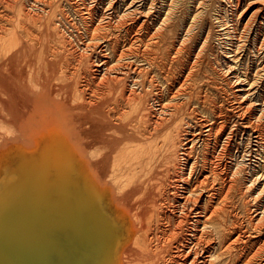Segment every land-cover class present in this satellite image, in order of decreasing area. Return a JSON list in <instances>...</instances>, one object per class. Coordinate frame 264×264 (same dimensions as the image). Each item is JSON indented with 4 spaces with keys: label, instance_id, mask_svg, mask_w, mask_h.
<instances>
[{
    "label": "bare ground",
    "instance_id": "bare-ground-1",
    "mask_svg": "<svg viewBox=\"0 0 264 264\" xmlns=\"http://www.w3.org/2000/svg\"><path fill=\"white\" fill-rule=\"evenodd\" d=\"M6 1L23 8L17 22L39 26L42 42L14 38L0 48L10 53L0 54V129L38 155L18 180L0 184V264H264V0L244 11L243 0H222L217 27L205 21L211 0H160L157 35L121 52L111 33L141 23L149 30L148 14L115 27L103 14L96 23L86 0ZM200 27L207 36L194 63L219 28L218 53H209L232 91L228 112L213 117L198 108L194 116L189 108L181 126L163 134L176 100L156 59L160 33L180 29L172 47L179 55ZM128 105L137 107L135 139L123 129ZM44 140L62 143L47 145L60 163H46ZM65 148L76 150V162L60 161ZM112 167L124 168L121 179L107 176ZM125 181L133 184L126 201L125 192L115 197ZM238 197L247 201L246 224L229 221Z\"/></svg>",
    "mask_w": 264,
    "mask_h": 264
},
{
    "label": "rangeland",
    "instance_id": "rangeland-1",
    "mask_svg": "<svg viewBox=\"0 0 264 264\" xmlns=\"http://www.w3.org/2000/svg\"><path fill=\"white\" fill-rule=\"evenodd\" d=\"M92 1L86 0V4L90 9L96 10L97 14L95 13V16H94L96 19L95 20L96 23H97V20H99V17L104 15V18H105L104 22L105 23L109 22L112 26H115V27L117 25L119 26L118 23H123V22L126 25H131L133 20H135L134 18L142 19V21H143L145 19V16L147 17L149 15L148 19H145V20H148V22H147L148 24L150 23L149 24L150 25L149 30H146V29L141 30L139 27L142 24L141 23V24H139L138 27H136L132 30L129 29L130 32L126 33L125 31L122 32L120 30H117L116 32L111 33V37H110V38H112L111 41H113V43L116 44L115 48H117V46H118V48L116 49V50H118V52L124 51L128 48H130L131 50L138 49L139 43L136 42L137 38L142 39L141 41L143 43L146 42L145 44H149L151 42V39L157 35V34L155 35L154 30L159 27V24L161 25L163 23L164 18H165L164 16H159L160 15L159 14L160 8L162 6V4H160V2H161L160 0L156 2V3L159 2L156 6H152L151 0H149L146 3L139 2V3L135 4L136 5L135 7L131 6L132 0H115V1H117V5L114 7V9L116 8L115 10L109 8V1L110 0H100V1L92 0ZM221 1L222 0H211V2L207 4V8H206L207 10L205 12L206 23L211 24L213 22L212 24H214V26H215V22H216L215 17L219 14V11H220L219 5H220ZM261 2H262L261 0H243V6H242L241 11H244L247 8H250L253 6L259 7ZM88 3H89V5H88ZM11 4L12 3H10L9 1L0 0V48L5 47V46H11L12 40L14 38H16V39L19 38V40H21L22 42L24 40L25 41L30 40V43H33L35 40H39V41H36L37 44L41 43L42 42V38H41L42 36L39 32V30H40L39 26H37L36 28H29L22 21L17 22V20L15 19L16 17L13 14L18 13V10H20V11L22 10V12H23V8H19V9L14 8L13 9ZM93 5H94V7H93ZM108 9H110L111 11L110 10L108 11ZM145 9H147V10H145ZM112 10L115 11L116 14ZM134 10H136V11H134ZM178 11H180L181 13L178 15L177 21H178V24H181V21L186 16L185 10H184V5H183V7H179ZM110 12H111V14H110ZM135 12H136V14H135ZM140 15H142V16H140ZM152 15H153V17H152ZM108 17H110V18H108ZM189 23H190V21H189ZM204 27H205V25H204ZM215 27H217V25ZM204 29L205 28L200 27V28L195 30L196 34H194L193 40L191 41V43H189L184 48V50L179 55H177V54L174 55L176 53V51L174 52L172 47H174V45H176L178 38L181 36V31H179L180 29H178L175 36L174 35L168 36L167 33H165V32L160 33V35L162 37L160 36L158 39L159 47L156 48L158 50V54H157L156 59L157 60L159 59L158 60L159 70L161 72H163L165 75H167L166 81L168 82L170 89H172V95L174 96V98L176 100L174 102V107L176 110L173 113V117L171 116V117H169L163 121V124H162L163 125V130H162L163 134H165L167 132L174 133L176 127L178 126L177 128H179L181 126L184 114H186L188 112L189 108H190L191 114L194 116H196V115L199 116L198 112H200V111L198 110V108H200L201 112L206 113V114H210L213 117L217 116L220 113L226 115L228 112V110H227V106H228L227 103L228 102L227 101L229 100L230 95L232 96V91L230 89V86L228 85V80H226V75H224L222 68L218 67V65H216L214 60H212V58L210 57L211 52L214 54V53H218V50H219L218 49L219 46L217 44V40L220 39V36L218 37V35H217V30L219 28L215 29L216 31L213 34L214 38L212 40V45L210 46L208 53L205 55V59H203L201 61V63L199 61L196 63L193 62L196 54L199 52V50H200V48H201V46H202V44H203V42L207 36V32L203 33ZM27 31H28V33H26ZM129 44H132V47ZM133 45H134V47H133ZM125 46L128 48H126ZM141 50L143 51V48H141ZM0 54L9 55L10 53H6V52L2 53V51H1ZM167 54H168V56H167ZM50 59L56 60L53 57H51ZM171 60H172V62L170 63L169 61H171ZM69 62L71 65L65 64L67 67L64 65V68L69 67L70 71H72L73 66L75 65V62H73L71 58L70 59L68 58V63ZM32 68L34 70H32ZM32 68H30L32 76L40 77L42 75V72H43L42 69H40V68L35 69V67H33V66H32ZM58 71L59 72L62 71V68L59 67V68H56V70H51L50 71L51 74H49V76L57 75V73H59ZM52 72H54V73H52ZM60 78H62V77L60 76ZM61 80L63 81V79H61ZM1 95L3 98L6 99L4 93L3 94L1 93L0 97H1ZM135 109H137V107L135 105L125 106V108L123 109L127 113V115H126L127 119H125L126 127L123 125V129H125L126 136L133 138V139H135V137H136L137 113H136ZM125 111H122V112H125ZM130 125H132V126H130ZM10 133L11 132L9 131V129H6V127H4V129L3 128L0 129V144L1 145L2 144H18L17 140L20 142V140L18 139L19 136H17V134L14 135L13 133H11V134ZM14 136H16V137H14ZM15 138H17V140H14ZM112 142L116 143L113 140H112ZM58 143L62 144L61 142H57V141H55L54 144H58ZM158 144H165V142L159 141ZM177 144H178V142H177ZM100 153L102 155L101 150H100ZM96 158H98V157L96 156ZM96 158H95V162H96L95 169L97 168L96 169V171H97L98 169L100 170L101 168L99 167V164H97L98 160H96ZM154 163H155V161H154ZM19 164H20V162H16L14 164L13 170L16 169ZM122 169H124V168H122ZM122 169H120V168L113 169V167H112L110 173L108 174L109 171L107 172V176L111 175V177H110L111 180H113V179L119 180V179H121L120 176H122V174L124 175V172ZM120 171H121V174H120ZM116 173L118 175H116ZM123 179L126 180L125 178H123ZM128 187H130V188L133 187V184L132 183H126V181H125V183L123 182V184H121V183L118 184L117 185L118 193H116L115 197L119 198L118 194L121 196L125 192L122 195V199L124 201H126L127 196H124V195L127 193ZM140 200L142 202L141 198H138L136 201H134L131 204V208L133 209V207H134L135 210L139 209L138 207L142 206V203L140 202ZM139 204H141V205H139ZM245 204L247 205V201L245 202L240 197H238L235 200V204L233 205V207H231L233 213L231 212V209H230V213H231L230 218L232 217L231 218L232 220L229 219V221L232 222L231 224H234L236 221L239 223L242 222V224L247 223L246 217H248L249 212L247 209L248 206H246ZM231 224H229V225H231ZM223 258L224 257H222L221 259H223ZM130 261L131 260L127 261L126 264H128V263L131 264L132 261L131 262ZM224 262H226L225 264H229L228 260H226ZM232 264H234V262ZM254 264H258V262L256 261V262H254Z\"/></svg>",
    "mask_w": 264,
    "mask_h": 264
},
{
    "label": "crops",
    "instance_id": "crops-1",
    "mask_svg": "<svg viewBox=\"0 0 264 264\" xmlns=\"http://www.w3.org/2000/svg\"><path fill=\"white\" fill-rule=\"evenodd\" d=\"M41 135L48 140V134L47 133L41 132ZM17 143L18 144H8L5 148H2L3 150L2 149L0 150V184H9L11 181L18 180L19 177L21 176L22 172H24L27 169V167L32 166L36 162L35 157H38V155H35V157H32L33 155L29 154L30 152H29L28 148H26L27 146L23 145L22 142H17ZM48 144H54V143L44 140L41 143V148H40V153L44 154V158L46 159V163L49 165L56 164V162L60 163L56 158H54V155H52L54 151L51 150L50 148H48V146H47ZM43 147L45 149H43ZM5 149H7V150H5ZM66 149H68V151ZM26 150L28 153L26 152ZM64 150H66V151H64ZM64 150L62 153V158H60V161H62L63 164L65 162H67V163L68 162H70V163L76 162L75 159L77 160V158H78L76 150L73 148H72V150H71V148L70 149L65 148ZM72 151H74V152H72ZM9 153H11V154H9ZM47 155H49V156H47ZM16 162H20V164L18 165V167L16 169L13 170L14 164ZM23 168L24 169L26 168V169L23 170Z\"/></svg>",
    "mask_w": 264,
    "mask_h": 264
}]
</instances>
